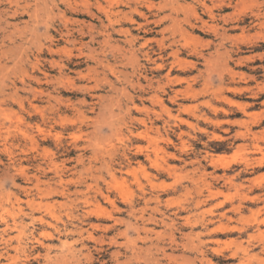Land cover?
I'll return each instance as SVG.
<instances>
[{
    "label": "rangeland",
    "instance_id": "1",
    "mask_svg": "<svg viewBox=\"0 0 264 264\" xmlns=\"http://www.w3.org/2000/svg\"><path fill=\"white\" fill-rule=\"evenodd\" d=\"M185 4L191 6L190 0H186ZM231 12V10H225L224 14ZM239 16V27L242 30H233L228 33L229 36L236 39V47L239 50L235 49L236 47L234 44H231L232 42L225 45L228 50H232L233 48L236 50L235 52L232 51L233 60L237 59V53H243L247 49H252L256 52L264 49V38H261L260 32L251 23L253 16L247 15L246 9ZM9 21L10 23H17L19 26H23V22L28 21V19L26 16L21 15L15 20ZM132 34L134 36L137 35L134 31ZM153 36L158 38L156 34ZM194 36L199 38L197 45L203 43L202 46L201 44L198 45L199 47L197 46L199 50L204 48L203 46L207 42L215 41V38L211 34H200L196 32ZM210 51H213V48ZM205 53L207 52L205 51ZM45 58L48 59V57ZM245 58L248 57L245 56ZM79 62H82L80 63L81 69H86L87 66L92 65L90 63L86 64L84 60L75 61V63ZM7 66L10 67L12 65L11 63H7ZM229 67L234 72L244 74L246 77H253L252 79L243 80L245 82L236 79V84L230 87L238 89L250 87L252 92L225 90L229 86L230 80L229 77H225L224 85L227 83V86H224V89L218 93L219 82L216 75H212L211 84L209 85H205L204 83L202 85V78L200 77H197L192 83L194 89L197 91L194 98L192 96H179L175 103L165 101L168 108L173 110L174 115L180 105L196 106L198 111L196 110L195 114L181 113L180 117L183 122L177 121V123L161 114L167 123L164 124L163 120L159 121V124L157 123L159 136L161 137L159 145L165 149L166 156L159 154L158 163L165 167V169L168 166L169 171H158L150 164V168L145 167V173L137 170L134 176L127 177L125 183H121L115 188L110 189V196L115 200V205L119 208V213H116L110 204L105 203L103 200L100 201L101 206L111 214V217L107 218L108 220L104 218L102 221H97L93 214L89 220L85 214L88 208L84 201L86 199L85 196L91 197L93 194L92 191L89 192L85 187L87 184H91L92 186V181L88 180L84 186L73 183L72 181L70 182L73 173L69 175V173L65 172L63 184L57 183L58 179L54 176L52 170L43 164L42 155L40 154L41 151L36 150L31 143L30 145L28 140L22 139L23 137H21L20 133L18 134L11 130L8 137L9 141L5 145H0L5 147V151L0 152V159L5 162V166L0 168V217L4 218L8 223H10L13 217H22L17 222L21 223L19 224L20 226H25L24 233L22 234V242H25L24 239H31V237L44 240L39 236L43 232L44 226L32 222L29 215L43 217L48 222H53V216H56L58 212L72 213L75 209H79L85 215V228L90 229L89 224L107 228L105 230L101 227L96 228V230H94L95 228H91L90 230L94 236L100 235L103 237L107 235L108 237H112L113 233L117 230L120 233H124L127 229V253L130 258L135 260V264H143L144 260L152 264L153 261L159 258V255L169 256V258L166 257L167 260L162 262V264H192V261L195 259L197 264H201V261L204 260H211L213 264H264V247L262 246L263 241L261 239V232H264V200L259 199L261 194H264V158H262V155L258 151L251 148L250 144L254 142L250 140V137L242 139L236 135L237 131H244L246 127L250 126L252 128L251 132L255 133L258 137L261 131L263 132L258 142H260V146H264L261 143V141L264 143V137H262V135L264 136V61L255 59L248 61L247 64L240 65L230 63ZM197 69L202 70L203 66L197 65ZM195 74L196 72H192L191 75L188 73L183 77H191ZM17 86L21 87L19 84ZM182 86H184L183 83H181V87L180 85L175 86V89L182 88ZM257 88H259V92ZM197 89H201V91ZM220 94L228 101L238 102L248 106L245 111L239 110L227 100L222 99ZM81 95H83V92L69 90L68 93L63 95V98L68 99L70 103L74 104L75 98ZM18 96L22 100V108L18 104L19 100H15L17 102L14 103V100L10 101L6 99L7 102L1 105L2 112L4 111L3 113L7 114V116L0 112V128L3 125L9 126L10 122L18 115L23 118L22 123L33 135V130H36L35 125L39 121V116L34 111L32 105H40L45 109L46 105L45 103L33 102L32 96L26 89L20 90ZM88 99L91 100L92 97H88ZM252 100H257L258 103L253 104L251 103ZM204 102H209L210 106H204ZM87 114L89 117L94 116L91 113ZM67 115L71 123L67 124L68 129L74 128L77 120H79L80 124H82V121V125L85 124V121L80 119L81 117L76 112L69 109ZM201 115H205L208 120L201 119ZM8 116L11 120L6 118ZM133 116L139 117L136 114ZM195 127L200 129L195 134L197 139L205 143H197L196 141L190 140L192 129ZM165 128L171 131L169 130L165 133L163 131ZM3 131L5 130H1V134ZM185 133L188 135L186 136ZM209 133H211L210 136ZM164 136L167 137V140H165ZM100 137L97 145L101 152L109 151L111 147H114V136H109L106 129L103 130L102 136ZM36 139L39 138L36 137ZM77 142H80L79 139H77ZM168 142L171 145H179L181 151L184 153L188 152L187 145H191L193 149L198 151L205 148L206 144L208 150L202 153L204 159L201 160L203 167L195 165V156L192 161L184 162L186 164H182L181 161L176 160L175 153L177 149L175 147H164ZM51 144L52 140L47 139L41 147L49 151ZM145 145L146 143L144 141H140L137 146L145 147ZM22 148L25 149V152H20ZM17 153H20V156H17ZM77 154L79 155L76 149H73L69 153L74 158V163L75 159H77ZM25 155L28 159L21 158ZM53 155L57 162L63 161L57 154ZM138 159L142 162L145 161V158L141 155ZM38 164L41 167H38ZM65 166L66 168L72 167V165L68 164ZM17 169L21 171L27 169L29 176L35 177L32 183L27 184L22 176L15 175ZM103 175L105 180L108 181L109 179L106 175ZM130 179L136 181L135 185L129 184L128 181ZM99 182V187L105 189L106 184L102 181ZM14 184L20 185V188L14 187ZM63 187L65 188V192L61 193ZM21 188H26L27 191L22 192ZM143 193L146 194V197L150 194L160 197L161 203L159 209L164 215H152L155 217V221L142 222L141 218L143 217L144 220L147 219V214H129L128 202H133L137 208L142 207L143 202L141 196ZM151 205L153 206V204ZM89 207L91 208V206ZM63 218L67 219V216ZM187 218L190 219L189 224L186 223ZM161 220H164L165 224ZM170 220L173 221V226L169 230L167 226L170 225ZM142 225H145L146 229L152 230L154 233L160 235L159 246L163 252H158L154 249L150 250V243L148 240H144L147 234L139 231V235L134 230V228H140ZM1 228H3L2 222L0 223ZM48 232H51V230ZM29 233H31V236L28 235ZM170 234L173 235L174 240L176 239L175 243H171ZM16 235L17 233L12 230L4 238L8 239L9 236L14 237ZM149 236L153 242H156L154 240L155 238H153L155 237L154 235ZM62 242L66 248L72 245L71 240L67 237H61L60 240L56 241V244L61 245ZM45 243H48V241H45ZM119 243H125L123 236ZM12 244L15 245V242ZM236 245H241L242 248H246L250 258H243V254L240 251H236ZM104 247H107V245ZM137 248L141 252H138ZM209 248L210 250H208ZM36 250L40 251L41 249ZM129 250L132 252L130 253ZM133 252L137 253H134L133 256ZM201 252H203V256H201ZM95 255L105 260L109 258V253L107 252H99ZM31 264H33L32 261Z\"/></svg>",
    "mask_w": 264,
    "mask_h": 264
},
{
    "label": "bare ground",
    "instance_id": "2",
    "mask_svg": "<svg viewBox=\"0 0 264 264\" xmlns=\"http://www.w3.org/2000/svg\"><path fill=\"white\" fill-rule=\"evenodd\" d=\"M185 2L186 0H176V5H175L176 10L171 14L170 19H166L160 25H155L154 26L156 28L155 32H149V33L141 32L139 36L137 37L138 40L140 41H156L157 44H150V47L153 49V51L158 50L159 43L172 45V47L167 49L168 56H167V66L166 67L161 64L160 60L156 59L155 55H152V53L149 52V55L152 56V59L156 60V66H155L156 70L153 71L150 68V70L147 73H145L144 77L141 79V84L147 85L149 84L150 81L156 79L162 73L164 76L167 77L170 87L165 89L164 94H154L153 90L155 88V85H153L152 88L146 89L144 94L140 95L139 98L134 100L135 108L132 112V115L136 114L137 116H139L136 118L140 120L139 128L142 133L140 141H144L146 143L145 147L137 146L138 157L141 155L143 156V158H145V160L148 159V157L144 154V152L140 151V149L142 148L145 149L147 152H150L152 156L154 157V159L150 161V164L154 166L155 169L158 171H169V167L167 165H165L167 166V169H165V167L161 166L158 163L159 154L166 156L165 149L159 145V141L161 137L159 136V127L157 123L161 120L164 121L161 114L165 115L167 119L173 120L177 123V121L183 122V120L180 117L181 113L182 114L183 113L184 114L185 113L195 114V111L197 110L196 106L190 107V106L180 105L179 109L176 110V114L174 115L173 110L171 108H168V106L165 104V101L169 103H175L179 96H183V97L192 96L194 98L197 91L194 89L192 83L197 79V77H200L202 78V85L203 83L205 85L206 84L209 85L211 84L212 75H216L217 80L219 82V85H218L219 87L217 90L218 93H220V91L224 89L223 85L225 82L224 80H226L225 77H229L230 79L229 86L225 90L235 91V92L237 91L248 92V93L252 92L250 87L241 88V89L230 87L231 85L236 84V79L237 80L239 79V81L246 80L245 79L246 76L244 74L234 72L229 67L230 63H234L235 65L241 64L237 62V59L233 60L232 50H228L225 46L226 44H224L223 47H219V44L224 40L232 42L231 44H234L235 47L237 46L236 39L229 36L228 33L233 30L241 29L239 27L238 17H240L239 15H241L245 11V9L241 8L237 16L227 18L230 13H225L224 15L226 19H217L216 14L218 12L223 11L224 13L225 10L232 11V9L222 10L219 7L213 9L211 8V5H209L208 9L204 10L202 8H194L192 5L190 6L189 4H185ZM21 15L26 16L28 19V21L23 22L24 23L23 26H19L17 23L16 24L10 23L9 20H15L18 16H21ZM193 16L198 17L199 19L194 20L192 18ZM255 20H256V17L253 16V21L251 23L254 24ZM194 24H198L199 26L193 27ZM230 25L231 27H229ZM254 26L257 28L255 24ZM41 31L42 29L36 24V21L32 20L28 14H20L16 12H13L11 15L0 14V93H2V95H0V98L11 97V99H7V100H10V101L19 100L18 104L22 108L23 104L21 103L22 100L18 96V92L22 89L23 90L26 89V91H28V93L32 96L33 102L45 103L47 110L40 105H32L30 103L34 111L36 112V114H38L39 116V121L35 125L36 131L42 134L49 131L48 128L46 127L49 121V118H54L56 116H59L60 123L56 125L55 132L59 134L62 128L68 129L67 124L70 123V121L68 120L69 118L67 115V111L70 109L73 112H76V114L79 117H81L80 119L84 121H90V124H87V125L84 124V125L86 127H90L92 136L95 142V147L92 150V152L93 153H105V152H101L100 148L98 147L97 145V143H99L98 140L99 138H101L100 136H102V132L104 129L107 130L109 136H112V137L115 136L117 140H119V124L121 120L124 119L120 115V108L122 107V105L110 101L108 105H101L97 113L93 117H89L88 114L77 111L75 105L73 103H70L68 99H64L63 95L65 93H68L69 90H74L72 87V82H71L72 76L79 75L81 78V81H83L85 72L91 73L92 71L95 70L94 62L97 61L98 59L102 64L106 61L105 66L114 65L119 60L120 50L113 47V44L115 43V41L112 39H108L107 33H103L101 36L96 37L95 42L91 44H89V41L92 39L91 37H84L81 39L78 37L77 34H73V36L69 38V40L59 41L58 51H53V50H49L48 48H44L42 51L37 52L36 42L39 39V35ZM196 32L200 34H211L215 38V41H210L207 43L204 42L206 43L203 46L204 48L199 50L197 46L200 45L201 43L197 45L199 38L194 36V33ZM154 34H156L158 38H155L153 36ZM217 37H219V40L217 39ZM72 44H76L77 47H79L81 44H89L88 50L90 51L91 54L89 56L76 55L71 46ZM202 45L203 43L201 44V46ZM212 48H213V51H210ZM235 49L239 50L238 47H236ZM205 51L207 53H205ZM63 54H67L64 57L65 63H64L63 68L59 66L54 67L53 62H52V57L55 55V60L59 62ZM45 57H48V59H46ZM245 59H247L248 61H253V59H250V58H245ZM38 60H41L42 67L40 68L39 71H33V68L36 67V61ZM82 60H84L86 64L90 63L92 65L87 66V68L85 66L86 69H81L80 63L82 62L75 63V61H82ZM6 61H9V62H6ZM7 63H11L12 66L10 67L7 66ZM142 63L147 64V61H142ZM197 65H202L203 69L198 70ZM192 72H196V74L191 77H183V76H186L188 73H190L191 75ZM181 83H183L184 86H182V88L175 89V86L177 85H180L181 87ZM17 84H19L21 87H18ZM260 86L259 88L262 87ZM259 88H257V90ZM197 90L201 91V89H197ZM13 92H15V96L12 95ZM222 94H220L221 98L224 100H227L225 99V97H223ZM7 100H5V103L7 102ZM228 102L232 106L242 111H245V109L248 106V105H244L238 102H233V101H228ZM114 103H115V106H113ZM203 104H207L208 106H210L209 102H204ZM69 106H72V107L70 108ZM0 112H2L1 105H0ZM4 115L7 116V114H4ZM145 115H150V116L152 115L151 119L145 120L144 119ZM9 116L6 118H9ZM201 116L205 117V115H201ZM22 122H23V118L16 115L14 120L10 122L9 126L3 125L0 128V138H2V140L6 141L7 143L9 141L8 137L10 135L11 130L15 131L18 134L20 133L21 137H23L22 139L28 140L29 144L31 143L35 147L36 150H40L41 153H43L41 156L43 164H45L47 168L52 170V172L54 173V176H56V178L58 179L57 183L59 182L62 185L63 176L65 175L64 169L66 168L65 166L66 164L64 163V161L57 162L54 158V155L50 156L49 151L41 147V145L45 141H47V139H50L49 137L51 133L49 132V135L45 136L43 139H36V137L33 136L32 133H30L26 129V126ZM250 122H253V121H250ZM166 123L167 122L164 121V124ZM82 124H83V121H82ZM146 124L148 125L147 129H145ZM1 130H5L2 132L3 136L1 134ZM251 130L252 128H250L249 126V127H246L244 131H237L236 135L240 136L242 139L250 137L251 138L250 140L254 142L253 144H250L251 148L254 149L255 151H258L262 155V158H264V150H263L264 146L263 147L260 146V142H258L263 132L261 131V134H259V137H260L259 138L255 133L251 132ZM262 137L264 136L262 135ZM76 139H79V137H77ZM261 143L264 144L262 141ZM112 151H114V147H111V150L106 151V152L108 154H111ZM76 157L78 159L79 155L77 154ZM260 162H261V158H260ZM141 164H142V161L138 159L137 164L135 165L136 167L133 166L129 169H126L123 173L118 170V167H119L118 165L111 166L110 171L104 173L106 177L109 179L108 181L105 180L104 175L94 174L93 169L91 167L84 170L79 165H77L76 168L73 169V174H72V177L70 178V182L72 181L73 183L82 184L83 186L84 184L87 183L88 180L93 182L92 186L91 184H87V186L85 187L89 190V192L92 191L93 193L92 196L86 197L84 195L86 198L84 200L85 204L88 206V208L85 211V214L88 216L89 220L91 219L90 217L92 216V214L96 218L97 221L98 220L102 221L104 218L108 220L107 218L111 217L110 216L111 214L104 207L101 206L100 201L102 200L105 203L110 204L116 213L117 212L119 213V208L115 205V200L112 199L110 196L111 195L110 189L115 188L121 183H125L127 180V177L134 176L137 170L145 173L146 172L145 167L141 166ZM38 167H41V165L38 164ZM99 181H102L104 182V184H106L105 189H103L102 187H99V184H98ZM64 192H65V188L63 187L61 193H64ZM98 193H103V195H98ZM141 200L143 203H142V207L138 208L139 211L135 213H129V214H133V215L147 214L148 215V217H146L147 219L144 220L143 217L141 218L142 222L155 221V217L152 216L154 214L164 215V213H162L159 209L161 200L158 195L150 194L148 197H146V194L143 193L141 196ZM130 203L134 205L133 202L129 201L128 202L129 207H130ZM151 204H153V206ZM89 206H91V208ZM29 218L32 222L36 220H41V219L45 220L43 217H34L33 215H29ZM21 219L22 217H13L11 218L10 223H8L4 218L0 217V223L2 222V225H3V228L1 229L7 228L9 229V231H12V230L15 231L17 235L14 237L18 238L12 241V243L15 242V245L12 244V247L9 248L7 252L4 254L2 264H31V260L28 259V256L30 255V253L27 248L22 249V251L20 252L16 250L18 245H20L23 241L22 234L24 233L25 226L22 227L23 225L20 226L19 224L21 223L17 222L18 220H21ZM189 220H190L189 218L186 219L187 224L190 223ZM161 222L165 224L164 220H161ZM172 222L173 221L170 220V223H169L170 225L167 226L169 230L173 226ZM89 226L91 228H95L94 230L100 227L103 228L104 230L107 229L106 227H102L100 225H95V224L94 225L89 224ZM134 230L138 234H139V231H143L145 234H147L144 240H148V242L150 243L149 245L150 250L154 249L155 251L160 250V252H163L161 250L162 248L159 246V243H160L159 234L154 233L152 230L146 229L145 225H142L140 228L138 227L134 228ZM51 234H52L51 232L45 233L43 231L39 234V236L44 239L46 235L51 236ZM149 235H154L155 237L153 238H155L154 240H156V242H153V240L150 238ZM261 239L263 241L262 246L264 247V232H261ZM173 240H174L173 235L170 234L171 243ZM128 244L130 243L128 242ZM71 246H69L68 248H71ZM194 246H191V247L195 248ZM235 249L236 251H240L243 254V258H246V259L250 258L249 252L246 248H242L241 245L240 246L238 245ZM138 252H141L140 249L138 250ZM134 253H137V252H133V256H134ZM166 257L169 258V256H166ZM143 264H149V262L147 260H144Z\"/></svg>",
    "mask_w": 264,
    "mask_h": 264
},
{
    "label": "clouds",
    "instance_id": "3",
    "mask_svg": "<svg viewBox=\"0 0 264 264\" xmlns=\"http://www.w3.org/2000/svg\"><path fill=\"white\" fill-rule=\"evenodd\" d=\"M190 3L194 8L204 10H207L209 5L213 9L217 7L222 10L232 9L227 18L237 16L239 10L245 8L247 15L256 17L254 24L260 32L261 38H264V0H190ZM175 5L176 0H0V14L11 15L13 12L28 14L42 29L36 42L37 52L44 48L58 51L59 41L69 40L73 34H77L81 39L91 37L92 39L89 41L91 44L95 42L96 37L103 33H107V38L115 41L113 47L120 50L119 60L114 65L105 66L106 61L102 64L98 59L94 62L95 70L91 73L85 72L83 81L79 75L71 78L73 89L77 92H83V95L77 96L74 101L77 111L95 115L101 105H108L110 101L122 105L120 115L124 119L119 124V140L115 136L113 137L114 151L111 154L92 152L95 142L90 127L85 126L90 124V121H85V125H82L77 120L74 128H62L57 134L55 128L60 120L59 116H56L49 118L46 125L48 132L42 134L33 130V135L39 139H43L49 135V132L51 133L49 138L52 140V144L49 146V155L57 154L65 164L72 165L71 168L64 169L69 175L73 173V169L77 165L84 170L91 167L94 174L103 175L110 171L113 165H118V170L123 173L126 169L137 164V145L142 133L139 128L140 120L132 115L135 108L134 100L144 94L146 89L152 88L153 85H155L154 94H164L165 89L170 87L167 77L162 73L147 85H142L141 79L150 68L153 71L156 70V60L152 59L149 52L155 55L156 59L160 60L161 64L166 67L167 49L172 47L171 44L159 43L158 50L153 51L150 44H157L156 41H140L137 37L141 32H155V25H160L166 19L171 18V14L176 10ZM216 16L217 19H226L223 11L218 12ZM192 18L194 20L199 19L195 16ZM197 26L199 25H193V27ZM133 31L137 33V36H133ZM217 39L219 40V37ZM228 43L230 41L224 40L219 44V47ZM89 44H81L79 47L76 44L71 46L76 55L89 56L91 54L88 50ZM232 51L235 52L236 50L233 48ZM66 55L63 54L59 62L55 60L54 55L52 57L53 66L63 68ZM245 56L253 60L264 61V49L259 52L247 49L243 53H237V62L247 64L248 60L245 59ZM142 61H147V64L142 63ZM41 67L42 62L38 60L33 71H39ZM252 78L249 76L245 79ZM223 86L226 87L227 83ZM12 95L15 96V92ZM88 97H92V99L89 100ZM6 99H11V97L0 98V105H3ZM251 103L256 104L258 101L252 100ZM200 118L207 120V117L204 116ZM144 119L150 120L151 116L145 115ZM147 127L146 124L145 129ZM163 131L166 133L169 129L165 128ZM199 131L198 127L193 128L190 140L205 143L197 139L195 134ZM185 135L188 134L185 133ZM210 135L211 133H209ZM77 137H79L80 142H77ZM181 138L183 139V137ZM165 140H167L166 136ZM5 144L6 141L0 140V145ZM187 146L188 152L184 153L179 146L171 145L170 142L164 145V147L177 149L175 157L182 164L192 161L195 156V165L203 167L201 165V160L204 159L202 153L208 150L207 145L205 144V148L198 151L193 149L191 145ZM73 149L79 153V158L75 159V163L73 162L74 158L69 155ZM4 151L5 147L0 146V152ZM140 151L148 157L141 166L150 168V161L154 157L143 148ZM20 152H25V149L22 148ZM16 155L20 156V153ZM21 158L28 159L26 155ZM4 166V160L0 159V168ZM15 175L22 176L27 184H31L35 178L29 176L27 169L23 171L17 169ZM128 182L130 185L136 183L134 179H130ZM13 186L20 188V185L14 184ZM21 191L26 192L27 189L21 188ZM98 195H103V193H98ZM259 199L264 200V194H261ZM129 211L135 213L139 209L130 203ZM65 216L67 219L63 218ZM84 221L85 215L79 209H75L73 213L58 212L56 216H53L51 223L43 219L36 220L34 223L42 224L45 233L51 230V236L46 235L44 240L37 237L26 238L25 242L18 245L16 250L20 252L27 248L30 253L28 259L33 264H135V260L130 258L127 253V229L124 233L117 230L112 237L107 235L103 237L94 236L90 229L84 227ZM8 232L9 229L7 228L0 229V264H2L4 254L12 247V241L18 239L12 236L5 239L4 237L8 235ZM28 235L31 236V233ZM122 236L125 238L124 244L119 243ZM61 237H67L71 240V248L64 247L63 242L61 245L56 244V241L60 240ZM172 243H175V240ZM105 245L107 247H104ZM36 249L41 250L36 251ZM99 252L109 253V258L105 260L95 255ZM201 256H203V252H201ZM166 259V256L159 255V258L152 264H162ZM192 264H197V262L194 260ZM201 264H213V262L204 260L201 261Z\"/></svg>",
    "mask_w": 264,
    "mask_h": 264
}]
</instances>
